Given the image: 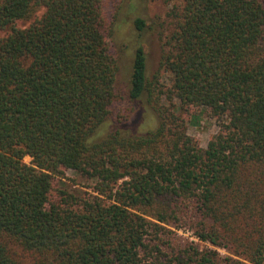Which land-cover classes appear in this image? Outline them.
<instances>
[{
  "label": "trees",
  "instance_id": "trees-1",
  "mask_svg": "<svg viewBox=\"0 0 264 264\" xmlns=\"http://www.w3.org/2000/svg\"><path fill=\"white\" fill-rule=\"evenodd\" d=\"M103 1L0 0V264H264V0H183L154 80L134 19L128 98L157 120L141 132L109 122ZM191 109L221 124L207 148ZM68 170L93 194L55 190Z\"/></svg>",
  "mask_w": 264,
  "mask_h": 264
},
{
  "label": "rangeland",
  "instance_id": "rangeland-1",
  "mask_svg": "<svg viewBox=\"0 0 264 264\" xmlns=\"http://www.w3.org/2000/svg\"><path fill=\"white\" fill-rule=\"evenodd\" d=\"M183 0H104L103 12L105 18L114 29L109 36L111 54L117 60V76L115 83L116 100L112 106L109 122H120L127 117L124 127L131 128L137 126L139 131H148L155 128L156 115L151 113L141 103L131 102L128 98V90L131 82L132 65L134 52L138 45L137 31L134 29V19L142 17L146 20L147 30L142 37V45L147 53L149 77L154 80V76L159 70V62L163 52V42L172 30V19L170 17L173 10L182 7ZM44 9L39 10L35 17L30 20L17 22V27H28L34 18H40ZM6 33L2 32L4 36ZM110 34V32H109ZM164 72L161 73L163 78ZM161 78V80H162ZM161 84H167L162 81ZM185 119L188 122V133L194 137L201 147L207 148L209 142L221 132L219 120L213 119L208 113H201L200 110L191 109L186 114ZM32 158L27 156L24 162L30 164ZM65 178H55V190H65L78 197H86L93 194L94 182L68 170L65 171ZM57 193H54L56 196ZM176 241L182 243H195L200 249L211 247L210 245L199 241L193 234L192 230L183 228L175 230L173 236ZM222 256H232L225 249H218ZM20 260L22 263H30L32 257L20 251Z\"/></svg>",
  "mask_w": 264,
  "mask_h": 264
}]
</instances>
